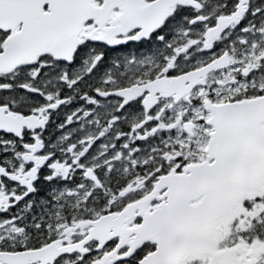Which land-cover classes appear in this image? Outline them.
<instances>
[{
	"label": "snow or ice",
	"instance_id": "1",
	"mask_svg": "<svg viewBox=\"0 0 264 264\" xmlns=\"http://www.w3.org/2000/svg\"><path fill=\"white\" fill-rule=\"evenodd\" d=\"M0 264H264V0H0Z\"/></svg>",
	"mask_w": 264,
	"mask_h": 264
}]
</instances>
